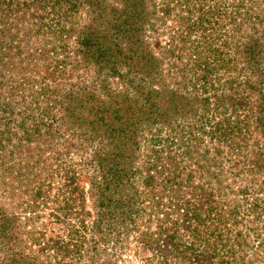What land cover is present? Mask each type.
Returning a JSON list of instances; mask_svg holds the SVG:
<instances>
[{
  "label": "trees",
  "instance_id": "trees-1",
  "mask_svg": "<svg viewBox=\"0 0 264 264\" xmlns=\"http://www.w3.org/2000/svg\"><path fill=\"white\" fill-rule=\"evenodd\" d=\"M56 100L95 172L30 189L26 206L52 207L44 241L0 207V264H264V0H0V159L31 143L32 104ZM52 154L55 173L74 167ZM2 162L0 187L24 179Z\"/></svg>",
  "mask_w": 264,
  "mask_h": 264
},
{
  "label": "rangeland",
  "instance_id": "rangeland-1",
  "mask_svg": "<svg viewBox=\"0 0 264 264\" xmlns=\"http://www.w3.org/2000/svg\"><path fill=\"white\" fill-rule=\"evenodd\" d=\"M151 3H155L158 4V0H151ZM252 7L254 8V10H259V8L263 9V4H252ZM150 14V13H149ZM155 17H152L150 20V25L148 26H152V24H156L155 22ZM148 26H145L146 29L144 31V35L146 36L145 40L146 42L150 45V48L155 49L156 47V35L153 34V30L152 29H147ZM158 29H161V27H159L158 25L156 26ZM152 28V27H151ZM159 42H164L165 43V36L164 38H162ZM124 70V69H122ZM94 75H92L91 77H93ZM90 77V78H91ZM88 82L86 83L85 86V92H89V90L91 89V87L93 85H91L90 80H87ZM115 82V80L113 81ZM113 87H117L116 83H113ZM84 92V94H85ZM81 94V91H80ZM83 94V95H84ZM18 100V99H17ZM14 101L11 104V109L14 112L15 115H13V117L15 116L17 118V116L21 119V114H20V109L19 106L17 105L19 101ZM59 102L58 100H56L55 103ZM20 104H23L24 106H26V102H19ZM54 103V104H55ZM53 103L50 102H45V101H41L40 104H32V107H36V109H34V111L32 112V115L30 114V118H28V121L26 123V126L28 128V132H30L28 135H31V143L29 144L28 142L25 143V139L26 138V133L25 130H27L26 128H20L17 121L13 122L14 126H16V130L20 132L19 135H21V137L23 138V142L25 143V145L22 148H16L15 146L12 145V148L10 147L11 144L9 143L8 146L6 145V149H8V151L5 153H3L4 158L0 159V161L2 160V164H10L13 163L12 165H14V168H16L19 164L20 166L17 167L20 169L21 174L25 175L24 179H22L21 177H15V179H12V177L9 175V173L4 174V183H1L2 186L0 187V207L2 208L3 212L6 211L8 214L11 213H15L17 215H19V224L21 226L20 232L24 233L25 235V230H28V232H30V229L35 227L37 228V232L42 231L44 232L47 237H45V239L42 238V241L46 240L48 238L49 235H52V229H54V226L51 225V210L52 207L51 206H47L46 208L44 207H38L37 209H35L34 207H30V206H26L23 202H26V200H29V192L30 189L34 188V186H36L37 184H43L46 187H48V189L51 187V189L53 190V193L56 192L57 194L59 193L57 191V187L61 184L62 181V176L61 174H63V172H68L70 170H74L75 173H78L79 176H81L83 178L84 181L87 180L86 183H88V180L90 178L91 175H93V172H95V170L86 162L88 160H90V156L92 155L93 150L95 149L94 146L95 145H90L89 142H87L86 138L88 136H82L81 138L79 137L77 140H73V136L74 134H72V132L75 131H68L65 132L64 128H58L61 123H62V119L60 120L61 116L58 115V110H60V107L63 106L62 104H56L57 107H54ZM1 105V104H0ZM39 105V106H38ZM38 106V108H37ZM53 108L52 112L50 113L52 116H56L57 118L54 119H50L49 117H47L46 113L44 112L43 108ZM4 109L3 105L0 106V130H3V124L4 122L7 120V118H10L9 115H7L8 113H2L1 114V110ZM10 108H8L7 111H9ZM10 112V111H9ZM22 113V112H21ZM28 115V114H26ZM35 118H42V122H36ZM54 121V122H53ZM53 123V127L52 129L49 127V124ZM37 126L40 127L39 129V135L38 132H36ZM12 127V126H11ZM10 129V127H9ZM36 129V130H35ZM51 129V133H49ZM11 130V129H10ZM48 131V132H47ZM33 134V135H32ZM66 134V136H65ZM60 135V138L57 139V136ZM47 139V140H46ZM55 139V141H54ZM56 139L58 140V142H60L61 145H57ZM82 139L84 140L83 142ZM61 140V141H60ZM73 140V141H72ZM63 141V142H62ZM53 143L52 148L49 147L50 144ZM33 146V147H31ZM29 147V148H28ZM5 149V150H6ZM12 152V154L10 153ZM58 152L60 154H62V160L64 164H67V161H71L74 164V167H71L70 165H65L62 166L60 168V170H58V172L55 173L56 170V161L55 158H53V154H58ZM66 153L69 156H66ZM13 157V160H12ZM49 157H52L51 159H49ZM55 157V155H54ZM46 160H43L45 159ZM67 159V161H66ZM32 162V169H33V173H31V170L27 172V170H23L24 164H26L27 162ZM37 160H40V162H43L42 165L39 164V166H34L35 162ZM45 161V162H44ZM47 165H50V171L48 169H46ZM53 165V166H52ZM55 165V166H54ZM88 165V166H87ZM34 166V167H33ZM69 168H67V167ZM88 168H87V167ZM74 168V169H73ZM86 168V169H85ZM88 169V170H87ZM21 175V176H22ZM23 177V176H22ZM8 178V180H7ZM12 183H15L16 185L13 186ZM5 184H11L10 186L7 187V189H5ZM83 184V183H82ZM18 186H21V188H19ZM16 187H18V189L16 190ZM88 189V187H85ZM52 193V194H53ZM61 195V194H60ZM82 204H79V206ZM53 206V204H51ZM87 207L90 206L89 203L85 204ZM25 208L28 211H32L35 210V212L39 215V217L36 219H34L32 214H28L25 212ZM28 214V215H27ZM30 215V216H29ZM31 218V222L30 220H24L23 218H25L24 216H26V218ZM32 221H34V223H32ZM32 223V226H31ZM50 225L51 228L50 229ZM28 227V228H27ZM50 231V232H49ZM33 232V231H32ZM26 236V235H25ZM37 234L35 235V239L37 238ZM30 238V237H29ZM29 250V248H28ZM35 248L33 247L30 254H32L33 256L36 254V252H32L34 251ZM29 252V251H28ZM109 252V250L107 251ZM120 251H117L115 253V258L117 257L118 259H120V264H125V261H131V254L128 253L127 250H124L123 252H121V256H119ZM111 254V252H109ZM29 254V253H28ZM46 256L43 255L44 260H46L48 262V264H55L54 262V255L53 254H45ZM50 256V257H49ZM49 257V258H47ZM69 260H72L71 258H69ZM132 260H134V258H132ZM105 261V260H104ZM103 261V262H104ZM118 261V262H119ZM79 264H87L86 262V258L84 257L83 260L80 259V263ZM133 264H138V263H133Z\"/></svg>",
  "mask_w": 264,
  "mask_h": 264
}]
</instances>
